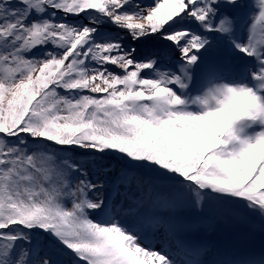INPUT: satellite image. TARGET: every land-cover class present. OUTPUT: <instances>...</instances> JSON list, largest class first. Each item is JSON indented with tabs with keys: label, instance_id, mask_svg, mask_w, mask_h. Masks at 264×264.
I'll return each mask as SVG.
<instances>
[{
	"label": "snow or ice",
	"instance_id": "6c2138e0",
	"mask_svg": "<svg viewBox=\"0 0 264 264\" xmlns=\"http://www.w3.org/2000/svg\"><path fill=\"white\" fill-rule=\"evenodd\" d=\"M0 264H264V0H0Z\"/></svg>",
	"mask_w": 264,
	"mask_h": 264
},
{
	"label": "rangeland",
	"instance_id": "374dc122",
	"mask_svg": "<svg viewBox=\"0 0 264 264\" xmlns=\"http://www.w3.org/2000/svg\"><path fill=\"white\" fill-rule=\"evenodd\" d=\"M196 228L195 237L214 249L257 247L261 242L258 224L244 222L239 214L226 210H219L211 220L198 222Z\"/></svg>",
	"mask_w": 264,
	"mask_h": 264
},
{
	"label": "trees",
	"instance_id": "16d2710c",
	"mask_svg": "<svg viewBox=\"0 0 264 264\" xmlns=\"http://www.w3.org/2000/svg\"><path fill=\"white\" fill-rule=\"evenodd\" d=\"M241 246V245H240ZM251 247H253V246H251ZM258 247V246H257Z\"/></svg>",
	"mask_w": 264,
	"mask_h": 264
}]
</instances>
